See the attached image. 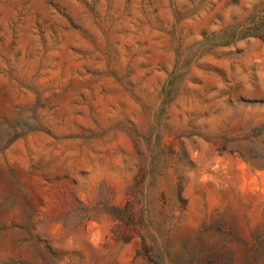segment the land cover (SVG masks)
Instances as JSON below:
<instances>
[{
	"label": "rangeland",
	"instance_id": "obj_1",
	"mask_svg": "<svg viewBox=\"0 0 264 264\" xmlns=\"http://www.w3.org/2000/svg\"><path fill=\"white\" fill-rule=\"evenodd\" d=\"M0 264H264V0H0Z\"/></svg>",
	"mask_w": 264,
	"mask_h": 264
},
{
	"label": "trees",
	"instance_id": "obj_2",
	"mask_svg": "<svg viewBox=\"0 0 264 264\" xmlns=\"http://www.w3.org/2000/svg\"><path fill=\"white\" fill-rule=\"evenodd\" d=\"M257 252H260V251H257Z\"/></svg>",
	"mask_w": 264,
	"mask_h": 264
}]
</instances>
